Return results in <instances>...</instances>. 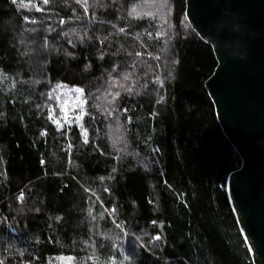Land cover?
<instances>
[{"label":"trees","instance_id":"1","mask_svg":"<svg viewBox=\"0 0 264 264\" xmlns=\"http://www.w3.org/2000/svg\"><path fill=\"white\" fill-rule=\"evenodd\" d=\"M216 66L186 0H0V264H253ZM60 84L86 137L50 119Z\"/></svg>","mask_w":264,"mask_h":264},{"label":"water","instance_id":"2","mask_svg":"<svg viewBox=\"0 0 264 264\" xmlns=\"http://www.w3.org/2000/svg\"><path fill=\"white\" fill-rule=\"evenodd\" d=\"M186 17L217 59L205 87L242 159L227 193L253 264H264V0H186Z\"/></svg>","mask_w":264,"mask_h":264},{"label":"rangeland","instance_id":"3","mask_svg":"<svg viewBox=\"0 0 264 264\" xmlns=\"http://www.w3.org/2000/svg\"><path fill=\"white\" fill-rule=\"evenodd\" d=\"M53 96L55 106L49 108V116L54 125L59 129L76 125L86 137L87 131L83 124L86 100L83 89L60 84L55 88ZM56 121H59V125Z\"/></svg>","mask_w":264,"mask_h":264},{"label":"snow or ice","instance_id":"4","mask_svg":"<svg viewBox=\"0 0 264 264\" xmlns=\"http://www.w3.org/2000/svg\"><path fill=\"white\" fill-rule=\"evenodd\" d=\"M12 3L15 4L16 3V0H12ZM45 3H47V0H45ZM57 125H59V121H56ZM156 239H159V237H156ZM127 259V257H126Z\"/></svg>","mask_w":264,"mask_h":264}]
</instances>
